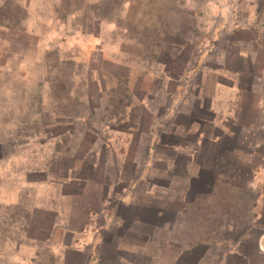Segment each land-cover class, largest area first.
<instances>
[{
  "label": "rangeland",
  "instance_id": "374dc122",
  "mask_svg": "<svg viewBox=\"0 0 264 264\" xmlns=\"http://www.w3.org/2000/svg\"><path fill=\"white\" fill-rule=\"evenodd\" d=\"M148 189L189 192L195 254L264 264V0H0V264H96Z\"/></svg>",
  "mask_w": 264,
  "mask_h": 264
},
{
  "label": "crops",
  "instance_id": "0c3cea01",
  "mask_svg": "<svg viewBox=\"0 0 264 264\" xmlns=\"http://www.w3.org/2000/svg\"><path fill=\"white\" fill-rule=\"evenodd\" d=\"M174 150L180 152L184 149L174 148ZM188 153L191 157L184 163L185 181L194 180L200 172L198 162L195 163L192 158L194 151L190 150ZM152 161L150 166L155 162L164 161L168 170L175 166L174 160L171 159L155 158ZM188 194L189 192L184 190H134L128 194L126 201L120 202L109 210L106 208L102 216L104 223L108 225L106 224L104 229L99 230L100 233L97 234V237H94L96 264H105L102 259V250L105 245H110L112 252L120 255L112 264H230L231 260L238 263L241 258L245 259L246 256L240 252H222L210 255L206 251L202 254H195L197 247L208 244L200 243L197 238L170 237L171 231L176 232L185 226L193 228L191 224L179 221ZM192 197L197 198L198 195ZM166 200L172 203L170 207L174 213L172 221H168L164 217ZM106 229L115 234V241L114 239L105 240L103 230ZM121 231H125L126 236H121V234L123 235ZM130 232H133L134 235L129 236ZM90 239L93 238L89 234L82 237V240L88 242ZM193 253L195 258L192 263H188L185 258L187 255L193 256Z\"/></svg>",
  "mask_w": 264,
  "mask_h": 264
},
{
  "label": "trees",
  "instance_id": "16d2710c",
  "mask_svg": "<svg viewBox=\"0 0 264 264\" xmlns=\"http://www.w3.org/2000/svg\"><path fill=\"white\" fill-rule=\"evenodd\" d=\"M198 165H199V167H202L201 163H198ZM191 181H193V180H191ZM189 183H190V181H189ZM190 186H191V183H190Z\"/></svg>",
  "mask_w": 264,
  "mask_h": 264
}]
</instances>
